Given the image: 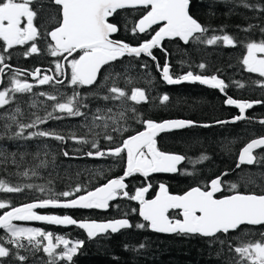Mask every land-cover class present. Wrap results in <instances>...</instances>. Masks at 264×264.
Instances as JSON below:
<instances>
[{"label": "snow or ice", "instance_id": "obj_1", "mask_svg": "<svg viewBox=\"0 0 264 264\" xmlns=\"http://www.w3.org/2000/svg\"><path fill=\"white\" fill-rule=\"evenodd\" d=\"M51 2L59 8L57 26L51 31L41 32L34 23L38 10H34L32 7L38 3V0H0V43L6 52L14 45H26L31 42L28 52L25 53L26 56H30L40 52L36 43L38 38L50 37L51 42L48 43L47 49L52 57L58 58L55 61V72L59 73V76L43 74L41 77L42 70L40 68L25 73V75L36 77L39 85H48L53 82V86L62 85L64 81L59 77L65 76L67 69L61 60H65L67 67L70 68V77L66 78L68 83L74 87L73 95L67 97L66 102H58L56 95L41 93V95H47L49 100L57 102L53 105L52 112L47 113L44 117L34 114V119L30 123L20 122L18 116L22 113L21 109L17 107L15 112L2 117L6 123L3 125V132H0V140L5 137L9 139L45 137L66 142L64 135L55 131L39 130V126L52 119H61V116L53 115L57 110L68 117L85 116L86 113L80 110L81 107H87L83 104L85 97L76 92L75 88L96 85L101 69L126 55L138 58L141 54H146L156 62V67L161 69L159 61L153 54V49L161 48V42L165 38L178 37L186 44L195 41L208 45H215L218 42L227 46L235 45V41L230 35H212L210 38L202 39L209 28L203 26L190 14L191 0H51ZM138 6L144 14L132 28L133 34L146 33L149 30H154L153 26H158V30H154L155 34L138 46L113 39V34L117 33L119 28L115 23H111L109 18L118 14V10L135 9ZM245 6L248 7V5ZM252 27L254 26L250 25L245 31ZM261 32L264 33V28L261 29ZM245 47L247 54L243 57V65L246 66L248 72L258 73L260 77L264 78V40L247 43ZM165 55H167L166 50ZM6 59L8 57L0 52V77L5 74L6 69L10 68V65L5 63ZM142 67L146 68L147 65H142ZM198 67L204 69L206 65L201 63ZM14 71L19 75L23 70L15 69ZM43 71L47 72L48 70ZM161 76L163 81L169 85L199 82L202 85L218 89L221 93H225V89L228 87L225 81L218 78L217 75H194L189 71L174 78L170 74V66L167 61L161 69ZM261 84L264 85V80L261 81ZM10 85V87L0 90V107L10 105L17 93L31 92L34 87L32 83L27 82V79L21 80L15 76L10 78ZM107 92L109 95L102 97L106 101H131L140 104L148 100L145 91L138 87L133 88L130 95L116 86L107 88ZM168 100L167 94L162 96V101ZM225 103L237 106L241 114L235 116L232 121H216V124L245 119L243 114L246 109L252 108L254 103L261 104L264 101H238L227 97ZM128 111L136 112V109L133 107L130 110L125 109L113 113L112 108H97L91 117V126L88 127V132L92 134L93 138L89 140L85 137H77L75 134L69 137L79 144L90 145L92 149H95V151L85 153L88 157H120L121 154H126V170L123 175L109 179L102 186L95 187L94 190H89L85 194L75 195L74 198L70 197H73L75 193H80L82 186L77 185L73 190L64 191L53 198L26 203L18 207L0 202V210L11 208V210L3 211V214L0 215V229L5 230L8 245H15V249L5 246L3 243L5 237L0 236V258L14 256L20 262H25L27 257L19 255L18 250L31 246V249L38 251L41 250L43 244L42 251L49 257L48 264H57L58 261L71 262L84 243V241H75L69 246L70 242L63 236L54 237L52 232H45L39 228L20 227L13 221H46L52 225L78 226L86 230L89 238L97 237L98 234H106L109 230L111 233H118L122 229L131 228L133 225L124 218L98 223L96 221H78L70 215L40 214L36 210L49 207L106 210L109 208L110 202L116 200L118 196L129 197V193L125 191L127 185L124 181L134 173H141L147 177L150 173L178 172V165L185 161L186 157L161 151L157 146V136L160 133L212 126L184 119L162 122L151 119L141 120L144 130L128 136L115 147L106 150L100 149L98 140L100 133H96L94 129H104L103 138L112 142L114 137L107 134V129L111 127L112 131L121 134L127 132L128 128L125 124H121V121L128 119ZM132 119H140L139 114L137 113ZM13 125L18 130L9 137L8 131ZM29 129L35 130L28 131ZM26 132L27 135H25ZM261 148H264V136L248 142L239 152L237 168L245 164L264 163V156L253 154L255 149ZM63 155L67 157L69 153L64 151ZM11 157V163L16 164L15 153H12ZM207 159L209 157L204 155L191 163L196 164ZM7 162L8 157L0 152V163ZM47 165V160H41L37 167H47ZM29 172L33 176L38 175L35 168L17 174L28 177ZM227 174L223 173V175ZM250 183L255 186L254 181ZM24 187L38 188L41 192L46 191L44 186L27 184ZM149 188H151L150 184L137 189L130 199L139 201V215L148 222V227L158 233L199 235L215 239L218 234H228L230 231L236 230L243 231L241 226H264V190L242 192L239 191L240 185L233 183L228 185L231 194L225 195L221 177L211 179L206 185L192 187L183 194H171L166 185L160 184L155 198L145 199ZM0 189L6 193L23 191L21 186L6 187L3 181H0ZM218 193H220L219 197ZM172 210H179L180 217L170 216L169 213ZM136 227L144 228L145 224H138ZM243 234L250 235L248 232H243ZM259 235L261 237L259 240H241L235 247L231 244L228 245L229 251L238 256L236 264H264V232H260ZM54 239L55 243H53ZM24 240L27 241V245L22 242ZM44 241L46 244L43 243ZM220 243L224 242L220 241Z\"/></svg>", "mask_w": 264, "mask_h": 264}, {"label": "trees", "instance_id": "obj_2", "mask_svg": "<svg viewBox=\"0 0 264 264\" xmlns=\"http://www.w3.org/2000/svg\"><path fill=\"white\" fill-rule=\"evenodd\" d=\"M32 7L34 10H38L37 21L43 26L42 32L50 31L57 26L59 8L51 0H38V3ZM143 14L139 8L119 10L112 19V22L119 28L117 40L138 46V44L150 39L157 28L146 33L137 32L133 34L132 32V28L142 18ZM190 14L203 26L209 28L202 39L210 38L212 35H230L233 37L235 45L227 46L222 42L208 45L195 41L184 44L179 39L166 40L162 43L161 48L153 49V54L159 61L161 69L167 61L170 66V74L174 78L189 71L193 74L217 75L228 85L225 91L231 96L241 95L240 98L249 102L264 101V85L261 84L264 78L260 77L258 73L248 72L242 63L243 57L246 55L245 45L264 40V33L261 32V29L264 28V0H191ZM250 25L254 27L245 31ZM165 50L167 55H165ZM12 51H17L19 53L17 56H22L27 52V49L21 47L8 49L4 52V47L0 43V52H3L7 57ZM42 54L48 56L50 53L48 49L44 48ZM36 58L39 59L40 57L35 55L26 60L24 64L15 63L8 57L5 63L10 65V68L6 69L3 75L4 86H7L11 78L7 73L13 70L15 66L23 67L28 71L40 68L37 66ZM201 63L206 65L204 69L198 67ZM142 65H147V67L144 68ZM161 69H158L156 62L145 54H141L138 58L126 55L102 68L96 85L76 87L75 91L85 97L83 104L87 107H81L80 110L86 115L68 117L57 110L53 115H59L62 117L61 119H52L39 126V130L55 131L64 135L66 142L45 137L31 139H9L5 137L0 140V152L8 157L7 163H0V181H3L6 187L21 186L23 188V191L19 193H6L0 189V202L17 207L26 203L53 198L64 191L73 190L77 185L82 186L80 193H75L73 197H70L74 198L75 195L85 194L89 190H94L95 187L102 186L109 179L123 175L126 168L125 154H121L120 157H88L85 153L95 151V149H92L90 145H82L69 139L73 134L89 140L93 138L92 134L88 132V127L91 126V117L97 108H112L113 113L125 109L130 110L133 107L136 109V112L128 111V119L121 121V124H125L128 128L127 132L121 134L112 131L111 127L107 129V134L114 137L112 142L103 138L104 129H94L96 133H100L98 140L102 150L115 147L128 136L144 130L141 120L151 119L162 122L169 119L186 118L198 108H203L202 110L205 111L206 115H215L213 121L222 120L217 102L208 101V103L206 100L200 99L199 96L197 98H195L196 96L191 97L190 87L168 86L162 79ZM112 86L121 88L129 95L133 88H142L148 100L140 104L131 101L103 100L104 95H109L107 88ZM73 90L74 87L67 80L61 86L51 87L37 84L34 85L31 92L17 93L10 105L0 107V132H3V125L6 123L2 117L15 112L17 107L21 109L22 114L18 116V119L22 123H30L34 119V114L44 117L47 113L52 112L53 105L57 101L49 100L47 95H41V93L56 95L58 102H66V98L73 95ZM239 90L242 92L238 93ZM165 94L169 96L168 101H162V96ZM255 106H259L260 110V114L256 118L257 122L250 126L245 125V131H242L243 134H246L247 140L252 137L264 136V123H261L264 121V103L255 104ZM137 113L140 119H132ZM257 126L259 127L258 130ZM17 130V127L13 125L8 131V136L10 137ZM33 130L35 129L28 131ZM248 132L251 133L248 134ZM231 136L235 138V135L232 134ZM222 137L221 134L214 136L203 134L201 139L198 138V144L195 145L203 148V154L199 155V158L206 155L209 157L208 161L215 159L210 165L214 177L223 175L224 171L226 173L230 171L228 179H232L234 183L242 187L239 188V191L260 192L264 190V163L255 164V167L252 166L249 169L244 167L239 171H233L235 163L231 154L234 146L230 145L232 148L228 157L226 155L227 143L222 141ZM212 138H217L218 141H209ZM205 142H207L206 145ZM181 144L189 146L185 144V141H182ZM175 148L177 149V147ZM64 151L69 153L67 157L63 155ZM260 152L261 154L258 156H264V149ZM12 153H15L16 164L11 163ZM226 157L230 158L229 162ZM41 160L48 161L47 167H37ZM34 168L38 175L33 176L31 172H29L28 177L17 174ZM131 180L136 183L139 181L140 186L146 185V181L138 178V176L132 175ZM252 181L256 182L255 186L250 183ZM27 184L44 186L46 191L41 192L38 188L24 187ZM7 209L10 207L0 210V215ZM41 213L70 215L78 221H97V211L90 209L45 210ZM128 220L133 225L131 228L122 229L118 233L109 231L93 238H89L87 232L77 226L67 228L38 224L33 226L39 227L45 232H52L54 237L64 236L69 240L84 241L73 257V261H58L57 264H236L238 256L229 251L228 245L231 244L235 247L241 240H259L261 239L259 233L264 232V226H241L243 231L236 230L228 234H218L215 239L199 235H162L152 232L141 217L129 218ZM138 224H145V227H136ZM243 232H248L250 235L245 236ZM0 236L5 237L3 240L5 246L15 249V245H8L5 230H0ZM220 241L224 243H220ZM22 242L27 245L26 240ZM42 247L43 244L41 250L38 251L31 249V246L19 249V255L27 257L25 262H20L16 257L10 256L0 258V264H48L49 257L47 253L42 251Z\"/></svg>", "mask_w": 264, "mask_h": 264}, {"label": "flooded vegetation", "instance_id": "obj_3", "mask_svg": "<svg viewBox=\"0 0 264 264\" xmlns=\"http://www.w3.org/2000/svg\"><path fill=\"white\" fill-rule=\"evenodd\" d=\"M133 9V8H131ZM119 11V10H118ZM116 14H114L113 17H110V22H112V19H114ZM36 26L43 31V26L42 24L37 21V19L34 21ZM157 28L158 26H153V29ZM53 30V29H52ZM51 31V30H50ZM150 31V30H149ZM119 32V31H118ZM118 32L112 36L113 39L117 40V35ZM155 34V32H154ZM180 38H175L173 40H176ZM182 41V40H181ZM50 37L48 39L46 38H38L36 43L37 47L40 49L39 53L32 54L30 56H26L23 54L22 56H17V51H12L8 57H10V60L15 63H24L25 61L34 57L35 55H38L40 57L39 59L36 58V63L38 67L41 68V77L43 74H48V75H57L59 76V73L55 72V61L58 59L57 57H52L50 54L48 56L42 54L44 51V48L47 49L48 43H50ZM183 42V41H182ZM31 42L26 45H14L12 49H17V48H26L27 52L30 48ZM185 44V43H184ZM71 59V57H69ZM61 63H63L67 69L66 75L65 76H60L59 78L64 81L63 84L68 80L66 77H70V68L67 67V61L61 60ZM15 69H21L23 71L20 72L19 75L15 73ZM43 70H48L47 72ZM32 71H28L23 67H17L15 66L13 70H11L9 73H7L8 76L11 78L15 76L17 79L25 80L27 79V82L32 83L33 85H37V79H34L33 77L26 76L25 73H30ZM201 75L200 73H198ZM197 75V74H194ZM1 78V77H0ZM3 78V85L0 88L2 90L5 88L4 86V76ZM10 82V80H9ZM53 83H50L45 86H51L53 87ZM62 84V85H63ZM55 86H61V85H55ZM175 87L177 88H184V87H190L191 90V97L197 98L198 96L200 99L208 101H213L218 103V111L222 114L221 118L222 120L220 121H232L233 118L237 115H240L241 113L239 112L238 107L234 105H227L225 103V100L227 97H232L233 99H236L238 101H246L245 99L240 98L241 95L235 96L228 94L226 91L225 93H221L218 89H213L210 86L207 85H202L199 82H186L182 83L180 85H176ZM182 90V89H180ZM242 92V90H239L238 93ZM249 102V101H248ZM209 103V102H208ZM199 107V106H198ZM259 106H255V103L253 104V107L250 109H246L244 112L245 119H242L237 122H228L224 124H216V121L214 120L215 115H206L205 111L198 108L193 110L191 112L190 116L188 115L186 118L182 117L179 119H184V120H194L197 121L200 124H209L212 125L211 127H193V128H186L182 129L180 131H174V132H167V133H162L157 136V146L161 151L173 153V154H180L184 155L186 157L185 161H182L180 165H178V172L177 173H150L147 177L142 176L140 173H134V176H138V178L145 180L146 185L140 186V182L137 181V183L134 180H131V177L125 181V184L127 185L125 191L129 193V197H123L118 196L116 200L110 202V206L106 210H97V209H90L97 211V221H110L114 219H129V218H134V217H140L139 215V208H140V203L139 201L136 202L135 200L130 199L132 195L135 194V191L141 187H145L147 185H151L150 191L146 195V199H153L155 195L157 194V191L159 189L160 184H166L169 188V192L172 194H183L184 192L188 191L190 188L198 186V185H206L211 179H214L216 177H222V184L224 187V192L223 194L228 195L231 194L228 185L233 184L234 181L232 179H228V174L227 175H218L214 177L213 175V169H210V165L215 161H208L206 162L201 161L200 163L193 164L191 161L197 160L199 158V155L203 154V148L195 146L197 143L198 138H202L203 134H208V135H218L221 134L222 141L227 143V149H226V155L229 157L230 156V151H231V146L233 145L234 147L232 148V159L234 160V165H233V171H239L243 169L244 167L249 169L252 166L255 167V164L253 165H241L239 168H237V162H238V156L239 152L242 150L244 146L251 140L257 138V137H252L251 139L247 140L246 134H243L242 131H245V125L250 126L252 123H256L258 116H259ZM217 111V110H216ZM257 126V130H258ZM248 129V128H247ZM235 130V132H233ZM232 134L235 135V138L232 137ZM235 133V134H234ZM251 132H248L250 134ZM188 138V139H187ZM182 141H185V144L189 146H183L181 144ZM209 141H218L217 138H212ZM207 141V142H209ZM205 142V145L207 144ZM174 143V144H173ZM177 147V149L175 148ZM264 149V148H263ZM262 150V149H260ZM260 150L255 151L253 154L254 155H259L261 154ZM225 152V151H224ZM225 154V153H224ZM126 157V154H125ZM227 158V157H226ZM228 162L230 161V158H227ZM126 169V168H125ZM243 171V170H242ZM230 172V171H229ZM228 172V173H229ZM223 173H226L224 171ZM222 173V174H223ZM232 173V172H231ZM119 177V176H118ZM256 184V182H255ZM250 187V186H247ZM242 187H240L241 189ZM247 190H250L246 188ZM220 193L217 194L219 197ZM170 216L174 218H179L180 217V212L179 210H172L170 211ZM103 219V220H100ZM147 223V222H146ZM148 224V223H147ZM234 232V231H233Z\"/></svg>", "mask_w": 264, "mask_h": 264}, {"label": "water", "instance_id": "obj_4", "mask_svg": "<svg viewBox=\"0 0 264 264\" xmlns=\"http://www.w3.org/2000/svg\"><path fill=\"white\" fill-rule=\"evenodd\" d=\"M191 5V4H190ZM137 8H139V6L137 7ZM127 9H131V8H127ZM138 23V22H137ZM116 34V33H115ZM115 34H113V35H115ZM177 38V37H176ZM173 39H175V38H165L162 42H161V45H162V43L164 42V41H166V40H173ZM184 43V42H183ZM186 44V43H185ZM146 55V54H145ZM149 58V57H148ZM151 59V58H150ZM65 61V60H64ZM41 69V68H40ZM102 70V69H101ZM41 75V74H40ZM99 77V76H98ZM34 79H37L36 77H33ZM0 81H2V77H1V80ZM165 82V81H164ZM2 83H3V81L2 82H0V88L2 87ZM166 83V82H165ZM182 83H186V82H182ZM182 83H180V84H182ZM167 84V83H166ZM180 84H175V85H169V84H167L168 86H176V85H180ZM85 87H89V86H85ZM235 106V105H234ZM237 107V106H236ZM244 115V114H243ZM169 120H176V119H169ZM174 131H180V130H171V131H167V132H174ZM167 132H164V133H167ZM160 134H162V133H160ZM260 137H262V136H260ZM257 138H259V137H257ZM257 138H255V139H257ZM261 149H263V148H261ZM257 150H260V149H255L254 150V152L255 151H257ZM253 152V153H254ZM246 165V164H245ZM126 170V169H125ZM141 174V173H140ZM142 176H143V174H141ZM122 176V175H121ZM120 177V176H119ZM116 178H118V177H116ZM127 179H129V177H127V178H125V181L127 180ZM221 179H222V177H221ZM124 181V182H125ZM164 184V183H163ZM164 185H166V184H164ZM148 186V185H147ZM146 187V186H145ZM166 187L168 188V186L166 185ZM149 191H150V188H149ZM148 191V192H149ZM158 191H159V189H158ZM157 191V192H158ZM168 191H169V188H168ZM147 192V193H148ZM147 193L145 194V197H146V195H147ZM172 194V193H171ZM155 198V197H154ZM146 199V198H145ZM36 202V201H35ZM136 202H138V201H136ZM18 207V206H17ZM8 210H11V208L10 209H7L6 211H8ZM45 210H66V209H63V208H51V207H49V208H46V209H37L36 211H38L40 214H42L41 213V211H45ZM73 210H75V209H73ZM82 210H85V209H82ZM3 214V213H2ZM47 215H50V214H47ZM141 217V219L142 220H144L143 219V217L142 216H140ZM87 222H91V221H88L87 220ZM96 222H98V223H103V222H108V221H96ZM145 222H147V221H145ZM13 223H17V224H25V225H34V224H38V225H52V224H49L48 222H46V221H13ZM148 223V222H147ZM53 226H56V227H62V228H67V227H70V226H62V225H53ZM78 227V226H77ZM150 228V227H149ZM81 229V228H80ZM0 230H2V229H0ZM82 230H84V229H82ZM150 230L152 231V232H155V233H158V232H156V231H154V230H152L151 228H150ZM85 232H86V230H84ZM110 231V230H109ZM230 232H233V231H230ZM158 234H162V235H173V234H171V233H158ZM99 235H101V234H99Z\"/></svg>", "mask_w": 264, "mask_h": 264}, {"label": "rangeland", "instance_id": "obj_5", "mask_svg": "<svg viewBox=\"0 0 264 264\" xmlns=\"http://www.w3.org/2000/svg\"><path fill=\"white\" fill-rule=\"evenodd\" d=\"M247 54V53H246ZM11 85H10V82H8V84H7V86L6 87H10ZM4 89V88H3ZM2 89V90H3ZM15 224H17V223H15ZM18 226H20V227H31V228H39V227H36V226H33V225H25V224H17ZM40 229V228H39ZM64 237V236H63ZM65 239H67L66 237H64ZM70 243H69V246H71V244H72V242H75V241H73V240H69V239H67ZM43 243H45L46 244V241H44ZM53 243H55V239L53 240ZM63 246L61 245V248H62Z\"/></svg>", "mask_w": 264, "mask_h": 264}, {"label": "bare ground", "instance_id": "obj_6", "mask_svg": "<svg viewBox=\"0 0 264 264\" xmlns=\"http://www.w3.org/2000/svg\"><path fill=\"white\" fill-rule=\"evenodd\" d=\"M237 122V121H236Z\"/></svg>", "mask_w": 264, "mask_h": 264}]
</instances>
